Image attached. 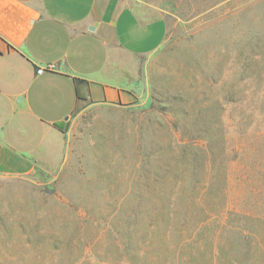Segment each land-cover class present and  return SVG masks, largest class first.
Segmentation results:
<instances>
[{
    "label": "rangeland",
    "instance_id": "1",
    "mask_svg": "<svg viewBox=\"0 0 264 264\" xmlns=\"http://www.w3.org/2000/svg\"><path fill=\"white\" fill-rule=\"evenodd\" d=\"M130 107L73 117L54 174L0 176V264H264V0H162Z\"/></svg>",
    "mask_w": 264,
    "mask_h": 264
},
{
    "label": "crops",
    "instance_id": "2",
    "mask_svg": "<svg viewBox=\"0 0 264 264\" xmlns=\"http://www.w3.org/2000/svg\"><path fill=\"white\" fill-rule=\"evenodd\" d=\"M158 1L0 0V176L56 173L76 113L139 102L169 33Z\"/></svg>",
    "mask_w": 264,
    "mask_h": 264
},
{
    "label": "built area",
    "instance_id": "3",
    "mask_svg": "<svg viewBox=\"0 0 264 264\" xmlns=\"http://www.w3.org/2000/svg\"><path fill=\"white\" fill-rule=\"evenodd\" d=\"M45 72H46V68L41 67V68L38 69L37 74L41 75V74H43Z\"/></svg>",
    "mask_w": 264,
    "mask_h": 264
},
{
    "label": "water",
    "instance_id": "4",
    "mask_svg": "<svg viewBox=\"0 0 264 264\" xmlns=\"http://www.w3.org/2000/svg\"><path fill=\"white\" fill-rule=\"evenodd\" d=\"M137 85L139 84V83H136Z\"/></svg>",
    "mask_w": 264,
    "mask_h": 264
}]
</instances>
